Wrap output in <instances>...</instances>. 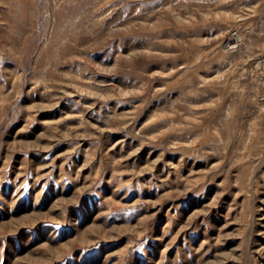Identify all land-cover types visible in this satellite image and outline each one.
Returning a JSON list of instances; mask_svg holds the SVG:
<instances>
[{
	"label": "rangeland",
	"instance_id": "rangeland-1",
	"mask_svg": "<svg viewBox=\"0 0 264 264\" xmlns=\"http://www.w3.org/2000/svg\"><path fill=\"white\" fill-rule=\"evenodd\" d=\"M0 264H264V0H0Z\"/></svg>",
	"mask_w": 264,
	"mask_h": 264
}]
</instances>
